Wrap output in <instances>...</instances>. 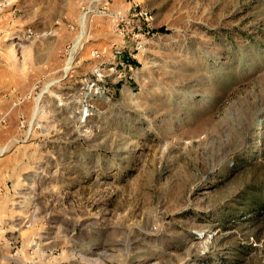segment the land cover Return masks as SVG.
Here are the masks:
<instances>
[{"label":"rangeland","instance_id":"obj_1","mask_svg":"<svg viewBox=\"0 0 264 264\" xmlns=\"http://www.w3.org/2000/svg\"><path fill=\"white\" fill-rule=\"evenodd\" d=\"M0 264H264V0H0Z\"/></svg>","mask_w":264,"mask_h":264},{"label":"bare ground","instance_id":"obj_2","mask_svg":"<svg viewBox=\"0 0 264 264\" xmlns=\"http://www.w3.org/2000/svg\"><path fill=\"white\" fill-rule=\"evenodd\" d=\"M84 28V27H83ZM83 30V29H82ZM81 30V31H82ZM80 31V32H81ZM84 32V31H83ZM84 36V35H83ZM78 37V36H77ZM80 37V36H79ZM81 38H82V36H81ZM79 41V40H78ZM71 63H72V58L67 62V68H66V70H68L70 67H71ZM70 70V69H69ZM3 149V148H2ZM4 150H2V152H3Z\"/></svg>","mask_w":264,"mask_h":264}]
</instances>
